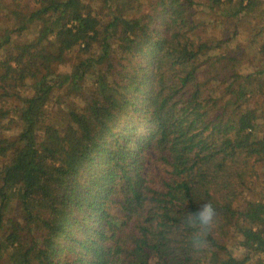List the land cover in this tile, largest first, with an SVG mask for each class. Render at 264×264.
<instances>
[{"label":"trees","instance_id":"obj_1","mask_svg":"<svg viewBox=\"0 0 264 264\" xmlns=\"http://www.w3.org/2000/svg\"><path fill=\"white\" fill-rule=\"evenodd\" d=\"M202 1L235 19L231 37L197 36ZM145 2L0 0V130L20 125L0 135V264H264V200L248 197L264 176V111L250 105L264 63L242 72L240 47L225 51L257 5ZM58 92L81 109L51 124ZM205 193L223 217L193 254L183 218Z\"/></svg>","mask_w":264,"mask_h":264},{"label":"rangeland","instance_id":"obj_2","mask_svg":"<svg viewBox=\"0 0 264 264\" xmlns=\"http://www.w3.org/2000/svg\"><path fill=\"white\" fill-rule=\"evenodd\" d=\"M20 0H3V2L10 8H16ZM146 0H141L145 4ZM257 7L253 9L250 17H245L242 20L243 23L237 24V34L235 36L234 42L231 46H228L225 51L231 52V47L233 45H238L240 47V53L246 56L240 64L239 71L242 72H253L254 69L264 63V53H256V49L260 43H264V0H254ZM205 2L202 1L199 4L191 7L190 11L193 13V19L197 26V36L205 42L212 44L213 41L226 40L232 36L233 29H236L235 19L225 18L220 16V12L209 11L204 8ZM147 9V7H145ZM252 18V19H251ZM38 28L37 25L31 26L32 31ZM258 36L257 41L252 42L253 35ZM29 32H24V34L16 37L10 38L15 44H20L25 42L29 38ZM249 47V48H248ZM7 47L0 49V57L4 54ZM236 55H239L237 52ZM78 62L76 55L70 54L66 62L63 65H59L55 68L56 73L65 75L74 70L75 64ZM201 77L204 79L206 77L205 71L201 70ZM87 88H91V85L87 84ZM224 87L219 88V92L223 91ZM227 97V95L225 96ZM252 107H261L264 111V95L258 94L250 103ZM71 107L75 110H80L81 107L76 105L72 99L63 96V92H58L56 98L52 99L48 107L49 120L48 123L51 124H64L66 121V116L64 110ZM20 125H8V129L0 130V135L8 136L10 139L14 140L15 137L12 136ZM41 138L36 137L37 143H39ZM255 179V178H254ZM248 197L251 200H264V176L260 175L258 179L254 180L253 185L251 184ZM12 211H15L14 208Z\"/></svg>","mask_w":264,"mask_h":264},{"label":"clouds","instance_id":"obj_3","mask_svg":"<svg viewBox=\"0 0 264 264\" xmlns=\"http://www.w3.org/2000/svg\"><path fill=\"white\" fill-rule=\"evenodd\" d=\"M209 201H212L211 207ZM223 212L217 197L205 193L200 197L198 205L189 210L183 222L188 229L185 244L193 254H200L210 249V237L222 222Z\"/></svg>","mask_w":264,"mask_h":264}]
</instances>
